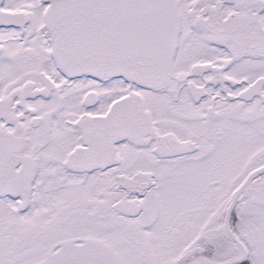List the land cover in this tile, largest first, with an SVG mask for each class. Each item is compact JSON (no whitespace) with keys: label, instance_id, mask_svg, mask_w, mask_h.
Instances as JSON below:
<instances>
[{"label":"snow or ice","instance_id":"snow-or-ice-1","mask_svg":"<svg viewBox=\"0 0 264 264\" xmlns=\"http://www.w3.org/2000/svg\"><path fill=\"white\" fill-rule=\"evenodd\" d=\"M0 264H264V0H0Z\"/></svg>","mask_w":264,"mask_h":264}]
</instances>
